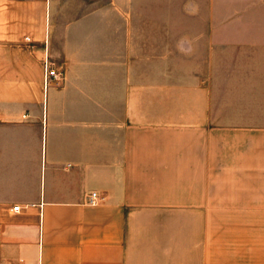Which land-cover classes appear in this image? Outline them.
I'll list each match as a JSON object with an SVG mask.
<instances>
[{"label":"crops","instance_id":"obj_1","mask_svg":"<svg viewBox=\"0 0 264 264\" xmlns=\"http://www.w3.org/2000/svg\"><path fill=\"white\" fill-rule=\"evenodd\" d=\"M231 1L0 0V264H264V0Z\"/></svg>","mask_w":264,"mask_h":264},{"label":"built area","instance_id":"obj_2","mask_svg":"<svg viewBox=\"0 0 264 264\" xmlns=\"http://www.w3.org/2000/svg\"><path fill=\"white\" fill-rule=\"evenodd\" d=\"M60 79H61V74L55 68H52L49 62L47 61L44 62V73L42 78L44 88L50 83L58 82ZM101 200H103V197L99 196L97 192H92L90 194V200H89L90 203L95 204ZM18 208H19L18 205L13 206L14 210H17ZM18 264H23L22 260Z\"/></svg>","mask_w":264,"mask_h":264},{"label":"rangeland","instance_id":"obj_3","mask_svg":"<svg viewBox=\"0 0 264 264\" xmlns=\"http://www.w3.org/2000/svg\"><path fill=\"white\" fill-rule=\"evenodd\" d=\"M218 17L219 18H223V17H228L227 15L230 14V12H227V8L229 9L230 7H234L233 6V1L231 0H219L218 2ZM235 4H241L242 0H234ZM236 15H238V17L242 16V12L238 11L236 13ZM229 44H219V50H227L228 49Z\"/></svg>","mask_w":264,"mask_h":264}]
</instances>
